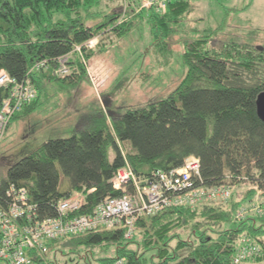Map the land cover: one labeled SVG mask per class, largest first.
<instances>
[{
	"label": "trees",
	"instance_id": "1",
	"mask_svg": "<svg viewBox=\"0 0 264 264\" xmlns=\"http://www.w3.org/2000/svg\"><path fill=\"white\" fill-rule=\"evenodd\" d=\"M102 1L0 0V70L19 83L28 80L36 92L9 125L38 109L50 84L72 88L88 78L92 51L86 44L94 36L110 30L121 37L144 20L162 52L192 11L190 0H155L160 12L153 5L143 7L145 0H124L129 16L133 7H142L119 22L122 7ZM200 34L183 39L186 72L168 97L121 114L116 111L120 107L82 112L67 137L48 138L27 150L1 151L0 199L8 185L23 187L38 217L45 218L57 215L59 199L77 193L84 200L79 213H90L106 198L135 192L131 183L116 189L111 182L126 164L140 186H146L156 172L181 168L190 156L198 160L195 186L247 182L245 197L231 194L223 206L208 201L141 215L131 241L125 240L122 224L49 241L44 254L27 251L32 264H65L58 255L79 258L97 247L114 249L112 256L99 259L100 264L120 257L125 264H235L241 238L260 252L240 262L264 259V212L236 218L242 203L251 201L255 191L264 192V122L255 104L264 91V44L251 42L258 37L264 42V31L234 35L218 46L210 38L216 30ZM60 57L67 58L65 76L54 73ZM38 61H45V67L29 72ZM8 93V87L0 86V105ZM175 229L188 230L189 236Z\"/></svg>",
	"mask_w": 264,
	"mask_h": 264
},
{
	"label": "rangeland",
	"instance_id": "2",
	"mask_svg": "<svg viewBox=\"0 0 264 264\" xmlns=\"http://www.w3.org/2000/svg\"><path fill=\"white\" fill-rule=\"evenodd\" d=\"M190 3L192 11L169 38L165 51H157L148 24L144 20L136 22V26L121 37L107 30L90 39L87 47L92 52L86 65L88 78L85 77L72 88L59 87L57 83L50 84L45 95L41 97L42 103L38 109L27 117L11 121L0 142V152L11 149L27 150L48 138L67 137L81 114L77 115L82 112L98 109L107 112L106 107L110 110L120 107L116 111L121 114L127 109L141 107L151 100L168 97L177 88L186 72L181 59L183 39L213 29L216 30V34L210 38L213 39L214 45L218 46L235 37L234 35H244L254 29L264 31V0H190ZM102 5L110 7L120 5L123 9L121 12L123 18L121 17L119 22L136 15L143 6L142 4L141 7H133V12L129 16L128 6L124 0H103ZM153 7L156 12L161 11L156 4H153ZM251 42L255 45L264 44L259 37ZM111 155L110 151L109 156ZM230 187L231 194L237 199L245 197L250 189L247 182ZM224 202L218 200L213 203L215 206H223L227 204ZM239 211L236 213L237 219H241L247 213L262 214L264 192L255 191L251 201L242 203ZM173 231L183 237L189 236L188 230ZM131 238L125 240L131 241ZM134 238L138 240L139 236ZM245 239L241 238L237 247L252 244ZM129 246L135 248V245ZM83 253L79 258L72 254L63 257L58 255L57 258L65 264H100L99 259L112 256L114 249L97 247L92 252ZM240 263L264 264V259L259 262L249 260Z\"/></svg>",
	"mask_w": 264,
	"mask_h": 264
},
{
	"label": "built area",
	"instance_id": "3",
	"mask_svg": "<svg viewBox=\"0 0 264 264\" xmlns=\"http://www.w3.org/2000/svg\"><path fill=\"white\" fill-rule=\"evenodd\" d=\"M153 4L155 0L143 2V6ZM88 43L90 40L86 46ZM66 61V57L57 59L56 75L65 76L69 73ZM44 67L45 61H38L29 72ZM0 86L9 88L8 96L0 105L1 142L13 115L33 101L36 92L28 80L19 83L3 70H0ZM197 175L198 160L190 156L181 168L156 172L152 181L146 186H140V180L126 164L114 173L111 182L116 189L131 183L134 193L106 198L90 213H79L84 200L82 195L76 193L59 199L56 202L57 215L45 218L38 217L25 188L10 184L5 189V197L0 199V264H32L27 251L44 254L48 250L49 241L99 227L108 229L122 224L125 229L124 238L129 239L134 234L135 221L141 215H153L168 207L193 208L208 201L224 202L230 198L231 190L228 186H195L194 177ZM256 252L257 247L252 244L241 245L233 261L239 263ZM111 264H125V260L118 258Z\"/></svg>",
	"mask_w": 264,
	"mask_h": 264
},
{
	"label": "water",
	"instance_id": "4",
	"mask_svg": "<svg viewBox=\"0 0 264 264\" xmlns=\"http://www.w3.org/2000/svg\"><path fill=\"white\" fill-rule=\"evenodd\" d=\"M255 104L257 116L264 122V91L258 93Z\"/></svg>",
	"mask_w": 264,
	"mask_h": 264
}]
</instances>
